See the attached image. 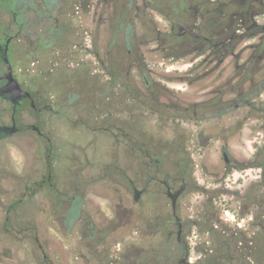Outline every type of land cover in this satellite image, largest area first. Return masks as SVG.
Wrapping results in <instances>:
<instances>
[{
  "label": "flooded vegetation",
  "instance_id": "1",
  "mask_svg": "<svg viewBox=\"0 0 264 264\" xmlns=\"http://www.w3.org/2000/svg\"><path fill=\"white\" fill-rule=\"evenodd\" d=\"M260 243L264 0H0V264H260Z\"/></svg>",
  "mask_w": 264,
  "mask_h": 264
},
{
  "label": "rangeland",
  "instance_id": "2",
  "mask_svg": "<svg viewBox=\"0 0 264 264\" xmlns=\"http://www.w3.org/2000/svg\"><path fill=\"white\" fill-rule=\"evenodd\" d=\"M39 82H37V84L34 86L35 89L38 88ZM41 84H42V82H41ZM182 88H184V87H182ZM57 129L63 130L64 128H62V126L60 125ZM57 140H58V138H57ZM13 141H15L14 144H15V146L18 147V149H17V151L14 150L13 151V154H11V156H9L7 158L4 157V160H5L4 162H6V166L8 164L7 159H11V162H13V164H10L9 163V166H7V168H6V170H5L4 173H5V175H12V172L14 170L17 173H19V176L20 177H26V166H25V163L24 162L27 161V157H26V149H27L26 145H27V141L25 143L18 142L17 140H13ZM4 145H6V144H4ZM4 145H3V149L4 150H8ZM20 180H21L20 181V184L23 185L24 184L23 179L21 178ZM9 182H10V180H9ZM11 184L12 183L5 184L4 186H7L8 185V187H10ZM20 190L22 191L21 188H20ZM14 191H15V189H14ZM260 245H261L260 251H259L260 252L259 259H261L260 260V262H261L260 264H264V243H260ZM227 264H231V263L228 262Z\"/></svg>",
  "mask_w": 264,
  "mask_h": 264
},
{
  "label": "water",
  "instance_id": "3",
  "mask_svg": "<svg viewBox=\"0 0 264 264\" xmlns=\"http://www.w3.org/2000/svg\"><path fill=\"white\" fill-rule=\"evenodd\" d=\"M4 60L7 65V73L5 75L7 84L4 86L3 92L15 95L19 101H23L26 98L30 97V94L27 91L22 90L19 84L14 79L11 71V66L8 60H6L5 57Z\"/></svg>",
  "mask_w": 264,
  "mask_h": 264
}]
</instances>
